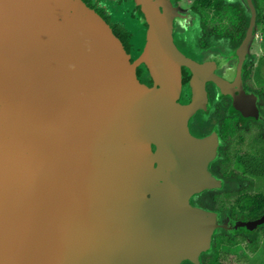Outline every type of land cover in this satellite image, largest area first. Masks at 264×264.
Listing matches in <instances>:
<instances>
[{
	"label": "water",
	"instance_id": "1",
	"mask_svg": "<svg viewBox=\"0 0 264 264\" xmlns=\"http://www.w3.org/2000/svg\"><path fill=\"white\" fill-rule=\"evenodd\" d=\"M134 2L148 25L136 54L84 0H0V264H199L221 225L264 224H220L190 202L222 183L209 170L216 130L199 138L188 126L208 110L206 80L256 115L254 96L240 100L253 3L244 44L215 62L175 43L192 14ZM183 67L193 73L186 104Z\"/></svg>",
	"mask_w": 264,
	"mask_h": 264
},
{
	"label": "flooded vegetation",
	"instance_id": "2",
	"mask_svg": "<svg viewBox=\"0 0 264 264\" xmlns=\"http://www.w3.org/2000/svg\"><path fill=\"white\" fill-rule=\"evenodd\" d=\"M131 4L129 10L131 16L136 20V26L144 30L143 44L145 42V31L147 29V23L140 19L141 7L137 5L134 0H125ZM181 0H170V2L177 7ZM202 0H192L191 5L187 14L193 15V22L190 28L187 30L192 31L198 29V36L194 41V53H189L179 49L189 58L193 60L206 59L209 61H218V58L222 56H228L235 49L241 47L244 44L245 39L248 36L249 26L251 22V10L247 0H220L221 8L217 9L214 4L207 10L211 15L215 12L218 13V19H209L207 23L198 27L200 20L194 11V4ZM207 1V0H206ZM213 3L216 0H208V3ZM262 7L257 9V1L251 0L255 7L256 18L248 44L245 47L244 58L241 64V99L245 97L254 96L255 98V109L256 115L247 116L243 113L239 107L238 109L234 105V99L231 94H225L221 91L218 85L212 80H206L205 90L208 100V110L198 109L188 120V126L190 132L199 138L210 135L216 130L218 135V151L219 155L210 161L209 170L212 175L222 180V183L217 187L206 188L199 193L194 194L191 197V204L193 206L201 207L206 210L215 212L219 218L220 224L226 222H251L260 219L264 215V210L261 213L256 209L257 201L264 206V195L256 192L254 195H249L250 192H255L256 185L254 180L248 177V174L243 169L236 170L233 166L235 158H239L242 165L244 159L251 156L262 155L264 153V88L255 87L251 84V72L253 70V63L259 53L255 51L257 47L263 52L264 56V1L260 0ZM244 6L245 13L243 12V18L240 19L234 16L231 12H236L238 9ZM95 8V7H94ZM96 9V8H95ZM97 10V9H96ZM100 12V11H99ZM238 12V11H237ZM104 16L102 13H100ZM235 19V21H234ZM236 19H238L236 21ZM108 22V21H107ZM208 23H212L209 30H204V26ZM226 23V24H225ZM110 24V23H109ZM111 25V24H110ZM197 27V28H196ZM261 27V29H260ZM114 28V27H113ZM217 28V31H215ZM258 32V33H257ZM185 32H174V40L177 34H184ZM262 35L261 43H257L254 47L253 40L257 36ZM176 43V41H175ZM262 44V45H261ZM177 45V43H176ZM178 46V45H177ZM124 47L129 53L133 51H141L142 47L136 49L132 46L130 40L124 43ZM133 60V58H132ZM262 68L259 69L258 76L264 79V60L261 62ZM260 65H258L259 68ZM218 73L226 74L227 78L228 71L226 68L218 67ZM226 72V73H225ZM137 75L141 82L153 85L146 67L140 65L137 68ZM193 73L186 67L182 68V88L180 92L179 101L186 104L191 101V95L189 92V85L192 79ZM230 90V91H229ZM229 92L236 95H240V91L234 86L229 88ZM218 105L223 106L225 112L224 117L221 121H212L208 123L204 117H207ZM245 111V110H244ZM252 112V111H251ZM198 118H200L198 120ZM153 151L156 150V146L152 144ZM244 164V163H243ZM214 193L212 199L217 202L218 208H214L207 204L205 197L208 194ZM264 224L255 228L252 231L226 228L220 226L217 232L214 233L211 239V246L207 251H204L200 255V263L203 264L204 255L210 254L211 258L215 256V245L222 233H227L232 237L230 242L234 241L237 236H248L259 234ZM258 237V236H257ZM217 258L219 256L217 255ZM220 261V258L218 259ZM182 264H195L191 261H183Z\"/></svg>",
	"mask_w": 264,
	"mask_h": 264
},
{
	"label": "rangeland",
	"instance_id": "3",
	"mask_svg": "<svg viewBox=\"0 0 264 264\" xmlns=\"http://www.w3.org/2000/svg\"><path fill=\"white\" fill-rule=\"evenodd\" d=\"M91 2L95 8L106 17L112 27L119 30L124 35L125 39L130 40L133 47L135 46L136 49H139V47L143 46L144 30L136 26L137 22L131 16L129 10L131 4H129L128 1L91 0ZM191 2L192 0H181L177 9L183 13H187ZM211 26L212 23H208L204 26V30H209ZM197 30L198 29L193 28V30L188 33L185 31L184 34L176 35L175 41L181 50L194 53V47L192 46H194V41L198 36ZM261 39L262 35H260V37L257 36L255 40H253V48L256 47L255 45H257V43H261ZM138 51L139 50H137L136 53ZM255 51L259 54L253 63L250 82L255 87L264 88V79L258 76L259 69L262 68L261 62L264 60V56H262L263 52H261L259 47H257ZM133 53L136 54L135 51H133ZM258 65H260L259 68ZM224 115L225 112L223 111V106L218 105V107L216 106V108L204 118L208 123H211L212 121L218 122L222 120ZM199 119L200 118H198V120ZM233 166L236 170L243 169L244 172L248 174V177L254 180L256 185L255 192H250L249 195H254L256 192L264 195V153L262 155L251 156L244 159L242 165L239 158H235ZM213 194L214 193L208 194L205 199L207 204L214 208H218L217 202L212 199ZM261 231L256 235L237 236L232 242H230V238L232 239V237H230L229 234L222 233L217 243H214L216 249L215 254L219 256L220 262L224 264H264V237L262 236ZM210 260V254L204 255L203 264H210Z\"/></svg>",
	"mask_w": 264,
	"mask_h": 264
},
{
	"label": "trees",
	"instance_id": "4",
	"mask_svg": "<svg viewBox=\"0 0 264 264\" xmlns=\"http://www.w3.org/2000/svg\"><path fill=\"white\" fill-rule=\"evenodd\" d=\"M88 5H90L91 7H95L91 0H84ZM125 1V0H124ZM218 0H216L217 2ZM257 1V9H260V6L262 7V3L260 0H256ZM264 1V0H263ZM214 4V6H218L217 9H220L221 8V1L219 0L217 3H215V1L213 3H211L210 1V4L208 3V0H202V1H199L197 3L194 4V11H195V14L198 16V19L200 20V22L198 23V27L201 26V25H204L205 23H207V20L208 18L209 19H218L219 18V15L217 12H215L213 15H211V13H209L210 11L207 10L209 9L212 5ZM221 5V6H220ZM98 11V10H97ZM238 11V12H237ZM236 12H231L233 13L234 16H237L236 18H238L240 15V19L243 18V12L245 13V10H244V6L241 7V9H238ZM99 12V11H98ZM101 13V12H99ZM105 19L106 17L103 16ZM107 20V19H106ZM238 19H236L237 21ZM108 21V20H107ZM235 21V19H234ZM114 31L116 32V34L120 37V39L122 40L123 44L125 42H127V39H125L124 35L119 31V30H116L115 28H113ZM215 31H217V28H215ZM256 209L259 211L258 213H261L263 210H264V206L262 203H260V201H257V207ZM262 236L264 237V227L262 228ZM210 264H224L222 262H220L217 258V255L213 256L210 260Z\"/></svg>",
	"mask_w": 264,
	"mask_h": 264
}]
</instances>
